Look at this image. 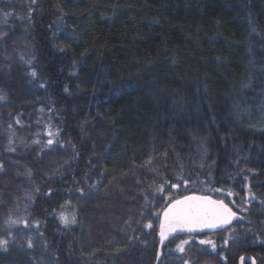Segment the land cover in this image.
I'll return each instance as SVG.
<instances>
[{
    "label": "trees",
    "instance_id": "1",
    "mask_svg": "<svg viewBox=\"0 0 264 264\" xmlns=\"http://www.w3.org/2000/svg\"><path fill=\"white\" fill-rule=\"evenodd\" d=\"M0 34V264H155L161 184L240 217L159 264H264V0H0Z\"/></svg>",
    "mask_w": 264,
    "mask_h": 264
},
{
    "label": "snow or ice",
    "instance_id": "2",
    "mask_svg": "<svg viewBox=\"0 0 264 264\" xmlns=\"http://www.w3.org/2000/svg\"><path fill=\"white\" fill-rule=\"evenodd\" d=\"M37 0H31V5H36ZM33 11V8L29 6V13ZM7 15V14H6ZM4 34H0V40L3 39ZM75 36V33H68L65 36V39H71ZM60 51H64L63 48H60ZM31 75L33 77L37 76V72L35 69L32 70ZM40 87H45L43 83L40 84ZM67 91V88H65ZM5 99L4 95H0V100ZM19 123V121H17ZM11 127V125H9ZM52 134L49 133V136ZM54 143L53 139H48L47 144L52 145ZM63 147V144L60 145ZM14 151V149H10ZM3 169V164H0V170ZM166 183V182H165ZM184 186L187 187L188 181H184ZM95 187V185H92ZM181 185L179 183H172V189H179ZM80 194L83 195V189L81 188ZM216 191H221V189H216ZM51 194V193H49ZM155 195H158L163 200V207L158 208L157 205L152 203L150 214L155 216L159 221V237L160 242L163 244L165 240L169 237L173 239L178 238L179 234H192L203 232L205 229L214 230V229H226L227 226L232 224V221L237 218L236 212L232 210L225 203L223 199H213L211 196L207 194L197 195V194H183L179 195L177 193H172L170 190L168 192L165 191V185L161 184L158 187ZM227 195H232L231 192H228ZM155 196L153 197V199ZM145 204H149L148 196H145ZM252 199H255V196H252ZM264 203V202H262ZM63 207V206H62ZM143 216V212L141 213ZM60 222L65 226L69 227L70 225L76 224V218L73 215L71 218L66 213L60 214ZM8 223L15 224L16 221H8ZM24 227H29L28 221H23ZM145 227L152 229L153 223L149 220L145 225ZM37 227L39 225L37 224ZM191 241L189 239H179V243L176 244V251L180 253L185 252V245L190 244ZM201 245L204 244H212L213 249L215 248V244L211 240H199ZM8 244L7 240L0 239V247L6 246ZM227 244V241H225ZM28 247L32 248V241H28ZM163 253L158 252L156 255L157 261L161 260V256ZM243 259V258H242ZM182 264H189L187 259L183 260Z\"/></svg>",
    "mask_w": 264,
    "mask_h": 264
},
{
    "label": "water",
    "instance_id": "3",
    "mask_svg": "<svg viewBox=\"0 0 264 264\" xmlns=\"http://www.w3.org/2000/svg\"><path fill=\"white\" fill-rule=\"evenodd\" d=\"M237 214V213H236ZM240 217L238 214H237V218ZM221 228H218V229H214V230H208V229H205L203 232H199V233H204V232H215L217 230H220ZM184 234H187V233H184ZM193 234V233H192ZM180 235V234H179ZM160 238V237H159ZM172 239V237H169L167 240H165L163 242V244H161V242L159 243V246H158V252H161L162 253V248L164 247V245L167 243L168 240ZM162 258V256H161ZM243 258V259H242ZM160 261H155V264H159ZM244 262H250L251 264H256V261L255 259L251 256V255H247V256H243L239 259V263L238 264H244Z\"/></svg>",
    "mask_w": 264,
    "mask_h": 264
}]
</instances>
